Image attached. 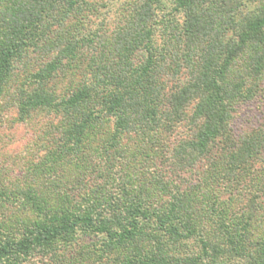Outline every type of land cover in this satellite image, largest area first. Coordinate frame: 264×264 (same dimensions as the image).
I'll return each mask as SVG.
<instances>
[{
    "label": "trees",
    "instance_id": "1",
    "mask_svg": "<svg viewBox=\"0 0 264 264\" xmlns=\"http://www.w3.org/2000/svg\"><path fill=\"white\" fill-rule=\"evenodd\" d=\"M262 82L264 0H0V149L8 122L48 116L52 168L121 180L93 184L103 207L78 212L26 191L41 219L0 240V258L61 240L98 264H264V230L260 252L250 244L264 222ZM90 231L99 243L83 252Z\"/></svg>",
    "mask_w": 264,
    "mask_h": 264
},
{
    "label": "rangeland",
    "instance_id": "2",
    "mask_svg": "<svg viewBox=\"0 0 264 264\" xmlns=\"http://www.w3.org/2000/svg\"><path fill=\"white\" fill-rule=\"evenodd\" d=\"M261 87L263 90L264 82H262ZM259 94L261 98L262 96L263 98L261 99L260 96L255 97V102H257V104H254L251 108V110H253L252 115H259L260 106L258 105L264 100V91L262 94ZM242 110L243 112H249L247 105L244 106ZM33 117L34 116H32V118ZM45 117L48 118V116ZM45 117L38 115L36 120L29 118L25 121H16L12 127L9 126L8 122L5 131H3L0 149V240L4 241L8 237H12V235L22 231L23 228L28 227L32 222L41 219L39 210L35 209L30 204L27 206L25 204L26 199L23 194L28 190L31 194L34 193L33 195L36 196L43 207L46 205H49V207L52 206L55 209L59 207L62 213V211L64 212L65 210L60 205L69 198H72L76 212L88 209L89 206L97 204V198H102V189L93 191L92 188V190H89L93 184L99 182L105 189L111 190L112 192L116 186L120 185V176L116 174L115 170L109 172L111 177H100L98 167L92 163L87 164L85 171L79 169V167L83 165L80 163H71V170L69 171L57 170V167L52 168L55 163H52V156L50 155L48 157V152H44L45 144L42 145V142L46 141V143L50 145V149H55L59 158L62 146L59 144V140L56 141L53 138L48 139L45 137V132L42 128L43 124L40 122V120L45 122L47 120ZM60 118V116L55 115L51 116L49 119L54 120L55 123L58 124ZM38 121L39 123H37ZM100 129L101 128L97 130ZM97 130L92 131L94 140L97 139L95 137H97L99 133ZM93 145L94 144L89 143L85 145L87 146L86 150L90 149ZM95 150L97 151V147L94 150L92 149V153ZM83 157L89 156H84L83 154ZM75 159L78 162L86 163L85 160L82 161L80 154L76 155ZM93 160L97 161V156L96 159ZM155 161L156 159L154 160V164ZM100 162L104 163L102 160ZM148 165L147 162L143 165L139 179L143 178V172H151V167ZM39 183L41 187L39 186V188H37L36 185H39ZM32 187L33 190H30ZM34 190H37V192H33ZM149 193L155 195V199H157V197L159 198V196L164 199L166 198L165 195L161 196V192L158 189H151V186ZM87 197L90 198L89 201ZM227 197L228 194L224 192L221 200ZM101 205L97 204L95 207H103ZM258 227L259 229L257 230ZM263 230L264 222L258 223L252 228L256 236L253 235L254 237H251L250 244L257 245L256 253L260 252L262 248L259 241L261 234H263ZM80 234H82L80 238L81 251L83 252L91 251L93 245L99 243V236H94L96 235L94 232L90 231ZM61 245V240H57L50 246L39 247L33 250L29 255L13 256L11 258L8 256L9 254H7L0 258V264H98L96 258H81L77 254L76 249L70 252L68 256H71L73 253L78 257L77 259L71 260L59 250L62 249ZM56 250H59V252ZM64 257L67 258L65 259Z\"/></svg>",
    "mask_w": 264,
    "mask_h": 264
}]
</instances>
